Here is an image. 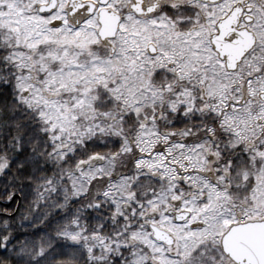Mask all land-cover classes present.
Listing matches in <instances>:
<instances>
[{"label":"snow or ice","instance_id":"snow-or-ice-1","mask_svg":"<svg viewBox=\"0 0 264 264\" xmlns=\"http://www.w3.org/2000/svg\"><path fill=\"white\" fill-rule=\"evenodd\" d=\"M0 264H264V0H0Z\"/></svg>","mask_w":264,"mask_h":264}]
</instances>
